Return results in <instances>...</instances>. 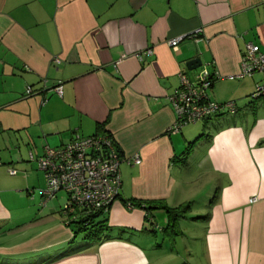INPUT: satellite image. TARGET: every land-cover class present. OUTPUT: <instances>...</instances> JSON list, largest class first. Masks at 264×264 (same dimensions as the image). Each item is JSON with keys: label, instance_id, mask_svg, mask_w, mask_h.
Listing matches in <instances>:
<instances>
[{"label": "crops", "instance_id": "0c3cea01", "mask_svg": "<svg viewBox=\"0 0 264 264\" xmlns=\"http://www.w3.org/2000/svg\"><path fill=\"white\" fill-rule=\"evenodd\" d=\"M199 29V44L167 45ZM248 44L264 51V0H0V264H264L262 78H237ZM205 65L219 77L209 100L235 112L171 131L180 75L194 82ZM104 132L141 161L120 166L111 230L66 228L40 192L18 205L27 172L45 188L29 153ZM159 205L188 207L176 230L144 209ZM188 216L200 226L181 228Z\"/></svg>", "mask_w": 264, "mask_h": 264}, {"label": "built area", "instance_id": "2783aa9c", "mask_svg": "<svg viewBox=\"0 0 264 264\" xmlns=\"http://www.w3.org/2000/svg\"><path fill=\"white\" fill-rule=\"evenodd\" d=\"M201 32L202 30L199 29L192 34L171 39L167 45L176 50L178 44L185 38L199 44ZM54 63L60 64L59 60H55ZM256 75H260L262 81L255 87L251 98L264 99V51L256 45L248 44L241 58L240 73L237 78H252ZM179 78L180 86L169 98L177 119L171 131H178L185 126L224 113L235 112L233 102L218 104L209 100L207 92L219 77L216 73L211 74L207 65L201 69L194 82L188 81L182 75ZM53 91L59 97L62 96L61 85L54 87ZM34 95V91L27 87L25 96ZM29 161L35 162L44 175L45 188L40 191L43 206L49 201H54L59 193L66 195L60 214L63 226L68 229L72 222L81 217L97 213L107 215L119 197L121 164L141 163L138 156L132 162L122 158L112 137L107 133L89 137L75 135L65 145L56 148L45 145L42 156L35 158L29 153ZM8 173L10 176L16 175V171L11 168H8ZM254 202L256 198H251L249 201V203ZM131 207L129 204L128 208Z\"/></svg>", "mask_w": 264, "mask_h": 264}, {"label": "trees", "instance_id": "16d2710c", "mask_svg": "<svg viewBox=\"0 0 264 264\" xmlns=\"http://www.w3.org/2000/svg\"><path fill=\"white\" fill-rule=\"evenodd\" d=\"M106 133V132H104ZM136 204H131V206H135ZM136 206H141L139 203ZM147 211H153V210H163L166 212V214L169 216L170 223L172 224L169 229L176 230V221L179 217H182L183 214H185L188 207H185L183 209H168L163 205H159L157 208H151V207H144ZM60 214V212H59ZM152 214V213H150ZM61 216V214H60ZM106 215L103 213H97L92 214L87 217H81L79 220H76L72 222L69 226L70 230H73L74 228L78 227V230L83 231L84 233H88V237H97L98 234H100L103 230H111V228L108 226L107 221L105 219ZM75 237V235H73ZM73 237V238H74ZM101 239V238H100Z\"/></svg>", "mask_w": 264, "mask_h": 264}, {"label": "rangeland", "instance_id": "374dc122", "mask_svg": "<svg viewBox=\"0 0 264 264\" xmlns=\"http://www.w3.org/2000/svg\"><path fill=\"white\" fill-rule=\"evenodd\" d=\"M202 69V68H201ZM198 123H200V122H198ZM197 124V123H196ZM195 124V125H196ZM190 126H193V125H190ZM9 152V151H8ZM13 152V158H15V153H17L18 151L14 148L13 150L11 149V153ZM11 155V156H12ZM28 156H29V154H28ZM27 159H28V157H27ZM1 163V162H0ZM6 168V172L8 171V167H5ZM11 168V167H10ZM20 173V172H19ZM28 174H30L29 175V180L30 179H32L31 181H30V184H29V186H26L24 183L22 184V186H21V191L20 192H17V196H18V205L19 206H22V207H25L24 205H25V201L24 200H29L30 201V198L32 197V196H36L37 195V193L38 192H40V190H42L43 189V187L42 188H40L39 186H36L37 184H36V177H35V173H29V172H27ZM27 173H25V175L27 174ZM23 177L24 175L22 174H20L19 175V177ZM43 182V181H42ZM34 188V190H33V188ZM57 198L59 199L58 201H60V203H61V205L63 206V204L65 203V198H66V195L64 194V193H59L58 195H57ZM64 200V201H63ZM23 210V209H22ZM21 210V211H22ZM28 210V209H27ZM23 212V211H22ZM198 213H193L191 216L193 217V216H195V215H197ZM191 216H188L187 218H185V221H183V222H185V227H181V228H184L185 230H187L188 228L189 229H194V227L195 226H200L199 225V223H197L196 221L197 220H195V224H193V226H192V224H191V220L189 219V218H192ZM74 230H78V227L77 228H74ZM195 230H198V227H196V229Z\"/></svg>", "mask_w": 264, "mask_h": 264}, {"label": "water", "instance_id": "95a60500", "mask_svg": "<svg viewBox=\"0 0 264 264\" xmlns=\"http://www.w3.org/2000/svg\"><path fill=\"white\" fill-rule=\"evenodd\" d=\"M201 65H202L201 60L195 59V60L188 62L186 67L189 71H194V70L199 69L201 67Z\"/></svg>", "mask_w": 264, "mask_h": 264}]
</instances>
